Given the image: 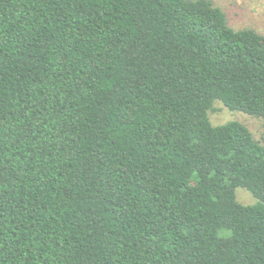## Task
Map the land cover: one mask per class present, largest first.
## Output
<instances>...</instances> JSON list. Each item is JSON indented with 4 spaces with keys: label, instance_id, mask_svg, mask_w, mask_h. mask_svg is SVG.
Segmentation results:
<instances>
[{
    "label": "trees",
    "instance_id": "16d2710c",
    "mask_svg": "<svg viewBox=\"0 0 264 264\" xmlns=\"http://www.w3.org/2000/svg\"><path fill=\"white\" fill-rule=\"evenodd\" d=\"M217 100L264 118L212 0H0V264H264V140Z\"/></svg>",
    "mask_w": 264,
    "mask_h": 264
},
{
    "label": "rangeland",
    "instance_id": "374dc122",
    "mask_svg": "<svg viewBox=\"0 0 264 264\" xmlns=\"http://www.w3.org/2000/svg\"><path fill=\"white\" fill-rule=\"evenodd\" d=\"M227 15L228 23L234 29L251 28L264 34V0H212ZM213 125L239 121L246 125L256 139L264 140V118L240 111H233L221 101L214 102V110L209 112ZM237 200L245 205L254 204L258 199L246 188L236 189Z\"/></svg>",
    "mask_w": 264,
    "mask_h": 264
}]
</instances>
